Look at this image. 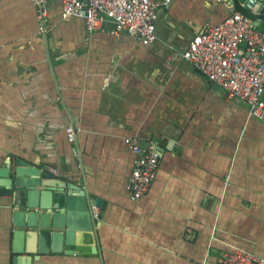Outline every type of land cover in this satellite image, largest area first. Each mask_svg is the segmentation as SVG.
<instances>
[{
	"label": "crops",
	"instance_id": "crops-1",
	"mask_svg": "<svg viewBox=\"0 0 264 264\" xmlns=\"http://www.w3.org/2000/svg\"><path fill=\"white\" fill-rule=\"evenodd\" d=\"M232 11L264 29L242 0H172L159 12L158 40L145 45L115 34L110 19L92 32L81 18L64 20L60 0H47L44 21L33 0H0V173L19 159L78 173L60 178L106 202L93 209L96 234L85 236L97 237L98 254L50 252L33 264H215L235 247L264 258V122L181 56ZM127 138L161 153L137 201ZM7 200L0 264H26L3 223Z\"/></svg>",
	"mask_w": 264,
	"mask_h": 264
},
{
	"label": "built area",
	"instance_id": "built-area-1",
	"mask_svg": "<svg viewBox=\"0 0 264 264\" xmlns=\"http://www.w3.org/2000/svg\"><path fill=\"white\" fill-rule=\"evenodd\" d=\"M45 20L47 0H33ZM62 18H81L88 31L98 29L110 19L115 34L128 33L145 45L158 40L157 20L161 9L172 0H60ZM250 0L248 6H255ZM245 44V49L241 45ZM182 58L203 72L211 82L226 90L231 98L245 100L251 116L264 122V29H259L245 14L232 11L220 24L206 25L190 41ZM70 141H76V130L68 128ZM134 154L133 169L127 188L131 198L145 197L156 179L161 153L154 141L143 145L126 139ZM57 174V173H56ZM59 175V174H57ZM60 177L74 180L78 173H63ZM99 213L95 210V216ZM215 264H264V258L241 247L224 251Z\"/></svg>",
	"mask_w": 264,
	"mask_h": 264
},
{
	"label": "water",
	"instance_id": "water-1",
	"mask_svg": "<svg viewBox=\"0 0 264 264\" xmlns=\"http://www.w3.org/2000/svg\"><path fill=\"white\" fill-rule=\"evenodd\" d=\"M242 1L248 4L250 0ZM255 3V10L264 18V0ZM62 180L48 167L42 169L20 159L0 173V197L8 198L1 207L3 223L10 230L14 252L29 255L22 258L26 264H33L34 255L50 252L99 253L97 237L85 241V236L96 234L93 209L103 211L106 202L91 198L87 191L76 194L75 187Z\"/></svg>",
	"mask_w": 264,
	"mask_h": 264
},
{
	"label": "bare ground",
	"instance_id": "bare-ground-1",
	"mask_svg": "<svg viewBox=\"0 0 264 264\" xmlns=\"http://www.w3.org/2000/svg\"><path fill=\"white\" fill-rule=\"evenodd\" d=\"M243 45V44H242ZM102 212V211H101Z\"/></svg>",
	"mask_w": 264,
	"mask_h": 264
}]
</instances>
